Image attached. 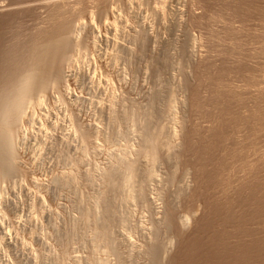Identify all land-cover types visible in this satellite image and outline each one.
<instances>
[{"label": "bare ground", "instance_id": "6f19581e", "mask_svg": "<svg viewBox=\"0 0 264 264\" xmlns=\"http://www.w3.org/2000/svg\"><path fill=\"white\" fill-rule=\"evenodd\" d=\"M196 1H202L203 4L205 3V5H203V9L206 11L205 15L203 13V15L199 14L198 11H194L193 8L195 6L193 8H191L192 6L189 7L191 4L188 5L187 0H55V2H46L49 3L46 5L38 3V5L41 4V6H34L33 4L32 6L28 3L27 5L16 4L15 6L13 4L15 2L13 1L6 2L5 0H0V55L1 52L3 55H10L12 60L11 68H6L0 62V182L2 180H5V182H9L8 180L11 179L17 180L19 188L21 189L19 190L22 191L24 197H26L28 205H31L33 202L32 205L35 204V206L41 209L46 207L45 203H47V201L45 202L43 197L45 191L42 196L41 191L43 190L40 186L43 181L39 183V175L31 170V166H35L34 159H36V156L33 158V156L29 154L31 151L22 152V148V156L27 161L26 165H29L25 168L26 165L24 163L25 166L23 167V162L19 160L21 158L18 159V155L21 153H17L18 149L23 146L17 147V143H19L17 139L19 135H28L30 128L32 129L33 127L37 128L39 132L45 128H53L56 125L54 122H57L58 125H56L57 128L54 127V129H60L58 127L66 128L68 126L72 130L69 133L68 131L70 130L68 127L66 128L68 129V135L60 130V134L63 133L67 135V137L65 136L67 139L64 138V135L63 137L61 136L62 138L59 139L58 142L59 145L56 146L59 147L64 143L67 149H71L70 152H72L74 147H77L78 151L81 150L80 153L78 152L79 156L77 153V157L73 155L76 157L73 158L72 155H68L70 152L64 151L65 148L62 149L63 147H59V149L61 148V152L64 151L69 157L71 156V158H73L72 162L71 160H69V163L66 162L68 164L71 163L70 167L72 166V169L73 166H76L74 168L78 167L76 169L78 170L81 167L80 165L84 163V160H88V158H85L91 155L92 152L94 153V155L92 154L94 157H96L95 154H100L101 158L103 157L105 159V161L101 163L103 167L96 166L99 163H97V161L95 162L97 164L94 166L95 163L93 161L92 163L94 164L90 165V157H92L90 156L88 164L85 161L90 167L85 163L84 165H86V168L83 167L85 169H87V167L91 169L93 166V169L90 170L88 168L90 171H87L88 169L85 170L81 168L78 171L80 175L76 170L74 171L76 175L73 172L71 173V170L65 171L67 170V168L64 169L65 167H63V172H54L55 174L50 172L53 169L49 171L48 169L50 167L46 168L50 175V183H52L54 189L57 188L59 190V193L64 191L63 197L67 196H65L66 190H72L69 193H74L73 204L75 203L74 206L79 210L78 218L76 219L74 216L76 221L73 218L70 219L71 222L74 221L73 224H70V221V223H68V221L64 220L68 223L65 225L70 224L72 227H69L70 225L64 227L62 226L64 224H61L63 228L60 227L62 228L60 232L53 230L58 233L57 238L60 240L59 246L61 247L59 250V246H57V248L55 247L58 251L57 255L51 250L53 253H51L53 255L52 264H68L69 262L66 263L67 259H70L72 264H81L83 263V261H80L82 259L81 257H84L85 264H264V151L262 155H259L260 153L257 154L260 156L258 159L254 160V156L252 158L249 157L250 159L247 158L250 155V151L251 153L256 151H254V134L264 129V85L261 87L259 85L261 83H257L259 80L258 77H256V73L253 75L248 67H245V65H243L244 63H241L242 60L238 62L237 59L242 58L241 56L235 59V62L237 61L239 63H237L236 66L233 64L236 67L235 69L230 68L233 65L230 66L229 69L227 68V64L226 68L224 64V67L218 64L219 67L214 66L213 69H211L213 70L212 73H214L208 75L207 72L209 73V71H211L210 69L208 70L210 64L206 61L208 57L207 59L205 58L208 52L206 51L204 54L203 50L205 49H202L204 47L202 45L205 44L202 42L206 41V38L204 37L205 39L203 40V36H201L203 34H201L198 29H195L202 27V24L204 25L205 21H207L205 19L203 20L205 17L209 19L216 17L218 20H224V17L228 19L226 18L228 15L229 18L234 17V19H241L242 17L239 12L244 6L248 8L249 5H251V8H254L253 10H258L264 15V0H249V2H246L247 0H237L239 1L237 3L231 1L219 8H213L208 4L210 0ZM134 3L140 6L143 5L142 8L144 5L146 6L148 17L150 16L153 18L150 21L146 16L149 24H147L145 17H142V19L138 18L135 24L133 23L134 19H131L133 20V24L130 23V18L133 17H130V14L128 15L126 12H129V9H131L133 11L130 10L131 12L129 13H136V11L132 9L135 7L133 5ZM171 5L175 7H173L174 9L172 10L169 9V7H172ZM167 6L168 9L171 10V16L167 17L169 19L166 18L168 11L166 9ZM38 8L42 9L41 14H39L41 11ZM249 9L250 8H248V10ZM34 10H37V13H35ZM38 10L40 12H38ZM121 12H125V16L123 14L121 15ZM33 13L36 18H34ZM29 14H33L32 16L34 19L31 17L33 22L31 20V23H28L29 26L24 28L21 25V19L20 22H18L20 24L16 25L22 26L20 30L22 33L17 34L16 32L18 36L13 34V36L16 37L13 38L9 45L5 46L6 41L3 43L5 39L1 37L2 29H4L2 27L3 23L8 26L10 23L13 24L12 21L15 20V17L20 18L25 15L29 16ZM139 15L142 16L140 12ZM17 18L16 21H19ZM149 21L154 23V27L156 26L157 28L153 27L155 29V34L150 31L153 28H151ZM226 22L228 21L226 20L225 23ZM206 25L210 24L206 23ZM18 28L17 30L20 29ZM234 28L233 32L229 30L231 28L228 29L229 31H224V36L226 37L227 35L235 39L237 37V29L235 28V31ZM192 29L194 31H192ZM166 31L168 37H163L166 35H161V33L163 34L164 32L166 34ZM232 35H234L235 38ZM100 42L109 46L110 52L105 50L107 47L103 49L106 52H103ZM1 44H3V46H1ZM223 51L225 53L230 50L226 48L225 51L223 48ZM231 51L235 53V49ZM231 51L229 55L232 54ZM237 53L239 55V52ZM238 55L236 56L238 57ZM118 56L123 58V61L124 58L125 61L126 58L127 60L128 58L134 60L135 66L133 65L134 70L131 72L130 78H127L126 75L130 74H127V68L132 67V65L130 66L132 59H130L131 61L129 60V67L126 68L127 70L121 65H117V67L114 68V60H116ZM122 64L124 65L125 63L123 62ZM105 70H108L109 74H107ZM101 72H104V75ZM233 72L240 78L239 81L241 80V83L242 81L243 83L244 81H248L249 84L254 83V86L258 87L256 90L259 92L258 94L257 92L254 94L255 97L252 107H248L244 110L237 109V111L231 106L233 103H231V100L237 104L241 101L243 102L242 95L236 88L238 85H234L236 93H234L235 90L232 91L233 89L231 88L233 87L230 83L229 85L231 87L229 86V88L231 90H229L233 93H231L227 87H225L227 90L224 91L223 89L222 91L221 88L225 86L224 84H226V82L230 81L229 79H231V77L229 78V76ZM131 81L133 84H131ZM112 82L120 89V94L117 93L118 91L116 92L118 94H116L117 96L114 94L115 92H113L115 88L111 90V87H114V85H111ZM209 82L212 83L213 86H206ZM246 82L244 84H246ZM77 88H80L82 92H91L87 95L94 94L93 96L95 98L91 99L92 97L89 96L90 98H87L89 101H87L85 98L86 95L85 97L81 95L82 98L80 99V95L78 96V94H76ZM78 100H81L83 103ZM229 101L231 103V108L229 106ZM77 102L83 104V108H86L84 107L86 102L91 103V109L94 108V111L100 112V115L102 113V117L105 116L107 119V125H104L107 129H104L102 125L101 128H103V130H101L99 127L100 125L97 123H102L101 121L95 122L97 119L93 120L92 118L93 121H88L89 119L83 121L84 119L82 117L79 118L78 114L81 113L77 112L79 110L76 108L75 103ZM213 109L218 112L215 111V113L211 111ZM232 109H234L233 112ZM82 110H84L83 113L85 115L86 109ZM96 112L95 115H98L99 113L96 114ZM196 116L197 118L201 117V119L207 121L209 126H204V130H202L203 126H201L202 128H200V130L198 126L195 127V125L201 121L203 122V120H199V122L196 118L198 123L194 124V122H197L194 121ZM227 117L231 119V123L229 120L227 124L225 121ZM65 120L66 122L68 121L67 125ZM217 121H220V123L224 122L222 123L223 126H229V123L230 125L233 124L236 129L238 128V131L241 129V132L243 130L246 133L244 141L239 143L238 146L231 148V156L239 160L241 170L244 171V169H246L249 171L247 172L249 176L243 181V179H245L243 177L246 175L242 171L244 174L241 176L242 182L240 179L241 177H239L240 174L235 173L236 175L234 177L237 175L239 177H237L238 180L236 181L239 182L240 180L242 183L239 185L237 182L234 195L232 190L233 193L230 195L228 194L231 192L229 188L233 186L231 183L233 181H227L229 182V186L231 183L229 188H227L228 185L221 186V188L223 186L224 189L227 188L226 191H230H227L228 199L225 197L221 199L219 197L220 200L210 189V192H212L210 194L216 196L215 202L213 200L210 202V197L208 198V193L206 192L208 190L207 187L209 185H218L220 187L219 184H222L226 179L224 178V181H222V176L228 179V176H226L227 174L225 173L226 175H224L223 172L228 170L226 168L228 165H225L226 170L223 168L222 171V167L217 164L218 161V163H221L220 161H222V159L218 160L217 156L214 157L213 154H211V151L216 147V142L227 136V134H225L227 131H223L225 128H221L222 130L217 128L219 127L218 125H220ZM209 122L213 123L210 125ZM53 123L55 124L54 126ZM230 127L231 126L228 128ZM51 130L52 129H50V131ZM50 131L48 132L47 130L45 132L49 134ZM54 131L57 132L56 130ZM58 137H60V135ZM23 138L22 142H20L22 145L25 143V140L27 141V136L25 137L24 135ZM122 138H125L123 143ZM62 139H65V141L61 143V141H63ZM20 140L19 138V141ZM223 141L224 140L221 142ZM48 142H53V140L51 141L49 138ZM54 142H57V138L54 139ZM219 142L216 144L217 147ZM44 143L47 144L46 142ZM53 146L50 147L52 148ZM263 146L264 145H260L259 148ZM46 147H48V145ZM57 147H53L52 149ZM45 148L41 149L42 152L47 151ZM85 148L91 149L90 151L92 152L89 151L90 154L88 153L87 155L85 152H88V150L86 151ZM104 148H107V152H104ZM259 148L257 150H259ZM248 150L249 152L247 153H249V155L246 153ZM55 152H59L58 149L53 153ZM74 152L72 154H75ZM103 152L106 153V156ZM218 152L219 150L216 153ZM45 153L44 155H46L47 158L48 154ZM47 153H51L50 156L54 155L52 157L55 159L50 158L51 161L56 160L57 157H55V154L50 150L47 151ZM63 153L60 154L59 152L61 156ZM102 154H104L105 157L102 156ZM56 155L58 156V153H56ZM227 155L230 159L229 154ZM97 157L100 159V156ZM97 157L94 158V161ZM43 158L46 159L45 157ZM223 158L226 159L225 156ZM65 159H67V156ZM235 159L228 162L229 165L235 161ZM48 161L51 162L49 159ZM58 161L57 159V162ZM99 161L102 162V160ZM239 162H237L238 165ZM54 163H56V161ZM63 164L66 165L65 162H63ZM53 165L56 168L57 164L56 166L55 164ZM59 166L60 163L58 167ZM60 167L59 168L62 170V164ZM66 167L68 166L66 165ZM59 168L58 170L60 171ZM230 168L233 167L230 166ZM46 174L48 175V173ZM77 174L80 176L79 178H81V184H83L84 187H82L83 190L91 188V191H87L86 194L85 191L83 193L82 188H80L82 185H80V187L77 185ZM230 174L232 173L230 172ZM94 179L96 181L95 183ZM231 179H233V176ZM15 180L13 181L15 182ZM5 182H1V185ZM234 185L236 186V183H234ZM77 186L81 191L77 189ZM39 188H41L40 193ZM213 189L215 190V188H212V190ZM31 190L35 191L32 197L30 195V193L32 194V192H30ZM219 191H217V193L219 194L221 192L222 194V191ZM56 192L58 191L56 190ZM224 192L225 191H223V193ZM51 193L49 195H51ZM225 194L224 196H226ZM52 196L51 198H54ZM60 196H62V193ZM221 196H223V194ZM230 196L232 198H229ZM47 199H49V197L46 198V200ZM57 200L58 199H56V201ZM157 200H159L158 203ZM60 202H62V200ZM68 202L70 201L68 200ZM55 204H53V206H56ZM11 206L16 207L15 205ZM49 207L51 208L52 206ZM75 207L73 210H75ZM71 208L69 207V209ZM40 210L36 211H39L40 214ZM51 210H53V208L49 209V213ZM8 211L11 210L8 209ZM13 211L15 210H12V212ZM42 211L44 212L46 210ZM57 213H59V210ZM143 214H145L144 216L146 217L142 219L143 223L141 222V224H138L142 221L140 219L143 217ZM49 217L52 219L54 216L51 217L49 214ZM135 218L136 220L134 221ZM47 219L45 218V220ZM49 219V222L54 220L50 221ZM137 220H139V222L136 223ZM11 221H9V224L15 225V222L12 223ZM64 221L61 222L65 223ZM133 221L137 224L135 225L133 223L135 226H132V228L134 227L132 230L135 229V233L137 232V235L135 234L136 238L133 237V231L131 230L132 233L130 232L131 235L133 234V236L130 237L135 238L134 240L128 236L130 234L128 232V225ZM246 222L248 224L249 222L254 223L251 229L248 228L249 231L254 229V231H251L254 232V235L251 233L252 235L248 240L237 241L228 246L225 241L228 234L225 232L228 231V229H225L226 226L228 225L231 231H233V228L235 234H237V231L241 234ZM74 223L78 226H73ZM252 223L251 225H253ZM51 224H53V222L50 223L49 226H51ZM4 226L3 223V227L1 226L0 228V237L3 241L1 242L3 244L5 243V245L10 248H7L9 253L13 247L16 248V246H19L20 249H24L23 251H26V254H28V261L32 262V257L37 256L38 252L35 253L37 254L35 255L33 253L35 250L34 246L31 245L33 242L41 243L40 241L42 239H39L38 235L36 236L35 232L37 230L33 232V228L29 227V231L26 235H22V237L20 236V231H17V235L19 233L20 236L17 238L16 235L14 236L16 231L15 233L12 232L9 225L6 227ZM54 226L56 228L57 225ZM16 227L19 230V226L17 225ZM46 227H48V225H46ZM246 227H249V225ZM55 228L53 227V229ZM49 229L50 227L47 230ZM123 230L127 231L129 234L123 233ZM10 231L13 233L14 238L16 237L14 241L13 239H11L12 241L10 240V235L12 234ZM38 231L41 234L43 233L40 230ZM243 232L248 231L245 230ZM46 233V241L48 242L52 239V236L48 239L49 231ZM52 233L49 235H54V240H56V234ZM229 234L228 236H230ZM246 234L248 233L244 235ZM242 235L243 234L239 236ZM73 237H75V239L79 237L85 241H83L85 244L83 243L81 245L82 241L78 240L80 243H76V239L74 242V244L76 243L75 245L80 244L82 247L87 246L84 254L82 253L83 251L79 252L78 249L81 250V248L76 249L80 254L82 253V256L78 253L80 255V260L78 259L80 261L79 263L77 262L78 257L76 258L74 255L77 254V251L74 249L76 253H72L73 255L70 254L72 251L71 245H73L70 240L72 241ZM231 237L234 238V235H231ZM235 238L232 241L230 239L228 243H230V241H236ZM58 240H56L57 243ZM43 241H45L44 237ZM210 241H215L217 244L219 243L222 249L227 244L226 248L230 247L235 254L228 253V251L224 253L234 254L236 256L234 257L235 260L228 261V259L224 260V257L220 258L222 257L220 255L225 256L222 254L224 250H222V253L218 251L221 253L218 254L220 257L214 255L216 253L212 251L210 247H212L215 242L212 244V242L209 243ZM49 243L51 242L49 241ZM49 243L47 244L48 247L52 244L49 245ZM41 244L45 245L43 243ZM210 244L212 246H209ZM40 246L41 245H39V247ZM50 247L49 249L52 248ZM15 248L14 250H16ZM32 248L34 250L31 252ZM217 248L219 249V247ZM230 248L228 249L229 251ZM42 250L40 254L43 255L46 250L45 252ZM98 250L104 256L101 257V255L98 254L99 252L97 253ZM213 252L214 254H212ZM13 254H11L12 257ZM38 256L37 259H39ZM50 258L51 257H49V259ZM21 259L19 258L16 260L19 261ZM45 259L47 258L45 257L44 260ZM49 259L48 263L51 264ZM25 261H27V258ZM28 261L24 263H29ZM38 261L39 260H37V263ZM6 262L4 264H7Z\"/></svg>", "mask_w": 264, "mask_h": 264}, {"label": "rangeland", "instance_id": "374dc122", "mask_svg": "<svg viewBox=\"0 0 264 264\" xmlns=\"http://www.w3.org/2000/svg\"><path fill=\"white\" fill-rule=\"evenodd\" d=\"M6 2L7 1H13V2H15V3H13L15 6H16V4L18 5H27V3L28 4H33L34 6L35 5H37V6H41V4L43 3L44 5H46V4H49V3H46V2H55V0H49V1H45V0H5ZM33 1V2H32ZM40 1V2H39ZM193 1V2H192ZM227 1V2H226ZM231 1H234L235 3H237V2H239V1H237V0H210L209 1V3L208 4H210L213 8L215 7H220V6H224V5H226L228 2H231ZM241 1V0H240ZM251 1V0H250ZM192 2V3H191ZM191 2H190V0H187V4L189 5V4H191V5H189V7H191V8H193L194 6V11H198V13L199 14H204L205 15V13H206V11H205V9H203L204 8V6L203 5H205V3L203 4L202 3V1H200V2H197L196 0L194 1V0H191ZM246 2H249V0H247ZM11 3V4H12ZM34 3H36V4H34ZM38 3H41V4H39L38 5ZM193 4V5H192ZM251 4H252V2H251ZM32 5V6H33ZM43 5V6H44ZM135 7L134 8H132V9H134V11H136V13L135 12H133V14L132 13H129V12H131V11H133V10H131V9H129V12H126L128 15L130 14V17L132 16L133 18H130V20L131 19H134V24H135V22H136V20H138V18L139 19H142V17L144 18L145 17V19H146V16H147V18L151 21V19H153V18H151L150 16V18L148 17V13H146L147 11H146V6L144 5V10H143V8H142V6L143 5H136L135 3L133 4ZM139 6V7H138ZM170 6V5H169ZM172 7H169V9H174L175 7L173 6V5H171ZM136 7H137V9H136ZM174 7V8H173ZM37 8V7H36ZM141 9V10H139V9ZM248 8H250L251 10H252V12H251V10L249 9L248 10ZM248 8H246L245 6L244 7H242V9H240V12H239V14L241 15V19H239V18H235L234 19V17H232V18H229L228 17V15L226 16V18H228V19H225V17L223 18L224 20H218V18H216V17H212L211 19H209V18H203V20L205 19V20H207V21H205V23H204V25L202 24L201 26L202 27H200V28H195V29H198V31H200V33L201 34H203V35H201V36H203L202 38H203V40L206 38V41H204V42H202L204 45H202V46H206L205 48L203 47L202 48V46H201V48L202 49H205V50H203V52H204V54L206 53V51L208 52V53H206V54H208V55H205L206 57V59H207V57H208V60H206L207 62H209L208 64H210V68H208V70L210 69H213V67L214 66H218L219 67V65L220 66H223V64L225 65V68L227 67L226 66V64L228 65V67L227 68H229L230 66H232L233 64L236 66L237 65V63L238 62H240V60H242L241 61V63L243 64V65H245V67H248V69L253 73V75H254V73H256V77H258V84H259V82L261 83V84H259L261 87H263V85H264V15L263 14H261L258 10L257 11H255V10H253L254 8H251V5H249V7ZM39 10H38V12H40L39 14H41L42 13V9H40V8H38ZM136 9V10H135ZM166 9L169 11H167V14H166V18L167 17H170L171 16V10H169L168 9V6L166 7ZM131 10V11H130ZM242 10H244V11H242ZM140 12V14H142V16L141 15H139V12ZM142 11V12H141ZM245 11H247V12H245ZM34 12L35 13H37V10L35 11L34 10ZM250 12V13H249ZM32 13V12H31ZM125 12H121V15L123 14L124 16H125V14H124ZM135 13V14H134ZM197 13V14H198ZM34 14V13H33ZM33 14H29V16H21L20 18H17V17H15V20L14 21H12L13 22V24L12 23H10L8 26H7V24L6 25H4V23H3V25H2V27L4 28V29H2V33H1V37L3 38L4 37V41H3V43L6 41V44H5V46H7V45H9V43L10 42H12V40H13V38H15L16 36H18L17 34H19V33H22V32H20V30L22 29V26L24 27V28H27V26H29V24L31 23L30 21L32 20V19H34V18H36V16H35V14H34V18H33ZM126 14V15H127ZM132 14V15H131ZM145 14H147V15H145ZM202 14V15H203ZM31 15V16H30ZM135 16V18H134V16ZM139 17H138V16ZM246 15V16H245ZM29 17V18H28ZM31 17H32V19H31ZM137 17V18H136ZM141 17V18H140ZM244 17V18H243ZM16 18L17 19H19V21L17 20L16 21ZM128 18H129V16H128ZM22 19V20H21ZM144 19V20H145ZM148 19H146V22L148 21ZM167 19H169V18H167ZM220 19V18H219ZM222 19V18H221ZM234 19V20H233ZM20 20L22 21V26L21 25H19V26H17L18 24H20V23H18V22H20ZM25 20V21H24ZM26 20H27V22H26ZM29 20V21H28ZM228 21V22H226L225 23V21ZM17 23H16V22ZM132 21L133 20H131L130 21V23H132ZM149 21V22H150ZM153 21V20H152ZM230 21H232V22H230ZM32 22H33V20H32ZM154 22V21H153ZM29 23V24H28ZM132 23V24H133ZM152 22H150V26H151V28H153L154 27V23H152ZM206 23L207 24H210V25H206ZM17 24V25H16ZM24 24H26V25H24ZM147 24H149L148 22H147ZM12 26V27H11ZM21 26V27H20ZM26 26V27H25ZM231 26V27H230ZM7 27V28H6ZM14 27V28H13ZM16 27V28H15ZM20 29H19V28ZM236 28L237 29V37L235 38L234 37V35H232L235 39H233L232 37H228L227 35H226V37L224 36V31H232L233 32V28ZM17 28L19 29V30H17ZM154 28H156V26L154 27ZM152 29V30H150V31H152L153 32V34H155V29ZM193 28V29H194ZM229 28H231V29H229ZM234 28V30L236 31V29ZM13 29V30H12ZM157 29V28H156ZM192 29V31H194ZM229 29V30H228ZM15 30H17V31H15ZM19 31V32H18ZM165 31V30H164ZM198 31H196L197 33H199ZM15 32V33H14ZM16 32H17V34H16ZM151 32V33H152ZM203 32V33H202ZM13 34H16V36L14 37L13 36ZM232 34V33H231ZM161 35H166V36H163V37H168V34H167V31H166V34L163 32V34L161 33ZM205 37V38H204ZM229 39H228V38ZM120 39V38H119ZM100 45H102L101 47H102V51L103 52H110V48H109V46H106L103 42H100ZM1 46H3V44H1ZM104 47V48H103ZM105 47H107L106 49H105ZM230 47H231V49H230ZM223 48L225 49V51H226V48L227 49H229L230 51L231 50H233L234 51V49H235V53H236V55H238V53L237 52H239V55H238V57L235 55V53L234 52H232V54L234 53V55L232 56V54H230L229 55V53H230V51H226L225 53L227 54H225L224 53V51H223ZM103 49H105V50H103ZM207 49V50H206ZM240 56L242 57V58H240ZM121 60H119V59ZM237 58H240V59H237ZM118 59V60H117ZM123 58H120V56H118L117 58H116V60H114L115 62H114V68L115 67H117V65H121V66H124L125 67V70H127L128 69V72H127V74L128 73H130L129 75H126L127 76V78H130V75H131V72L134 70V60L132 59V58H130V59H132V61L128 58V60H127V58H126V61H125V58H124V61L122 60ZM235 59H237L238 60V62L236 61L235 62ZM131 62H130V61ZM120 62V64H119V62ZM125 63L124 65L122 64L123 62ZM0 62H1V64L3 65V66H5L6 68H11V66H12V60H11V58H10V55H3V53L1 52V55H0ZM129 62H130V66L132 65V67H129ZM225 62V63H224ZM236 64H235V63ZM116 63V64H115ZM128 63V64H127ZM132 63V64H131ZM127 64V65H126ZM219 64V65H218ZM222 64V65H221ZM239 64V63H238ZM134 65V66H133ZM232 66V67H230L231 69L232 68H236L235 66ZM127 67H129V68H127ZM224 67V66H223ZM127 68V69H126ZM131 68V69H130ZM229 68V69H230ZM130 69V70H129ZM212 71L213 70H211V71H209V73L207 72V74L208 75H212L213 73H212ZM98 72H99V74H100V71L98 70ZM105 72L107 73V74H109V72H108V70H105ZM112 72V71H111ZM103 75H104V72H101ZM211 73V74H210ZM231 77V79H229L230 81H228V82H226V84H222L224 87H222L221 89H222V91H223V89H224V91L225 90H227V88H228V90L230 89L229 88V86L230 85H232V87L233 88H231V89H233L232 91H234L236 88L238 89L237 91H239V93L242 95V100H243V102L241 101L240 103H236V102H234L233 100H231V103H230V101H229V106H230V104H231V106L235 109V110H244V109H246V108H248V107H252V105H253V102H254V97H255V93L257 92V94H258V92L259 91H257L256 89H258V87L257 86H254V83H252V84H249L248 83V81L246 82V81H244V83L246 82V84H244L243 83V81H242V83H241V80L239 81V77L238 76H236V73L235 72H233V73H231V75L229 76V78ZM133 80V79H132ZM227 81V80H226ZM239 82V83H238ZM113 83V84H112ZM111 83V85H114V82H112ZM146 83H147V81H146ZM229 83H230V85H229ZM131 84H133V82L131 81ZM209 84V85H208ZM206 86H208V87H211V86H213V84L212 83H208ZM212 84V85H211ZM244 84V85H243ZM237 86L236 88H234L235 86ZM117 87V85L115 84L114 85V87H111V90H113L112 88H115L114 90H113V92H115L114 94L116 95L117 93L118 94H120V89H118V87ZM135 86V85H134ZM225 87H227V88H225ZM231 87V86H230ZM255 87V88H254ZM264 88V87H263ZM117 89V90H116ZM230 89V90H231ZM79 90V91H78ZM81 89L80 88H77V91H76V94H78V96H79V98L81 99L82 97H81V95H83L84 97H85V95H86V100L87 101H89V99H87V98H90V97H92L91 99H94L95 97L93 96L94 94H91V95H87V94H89V93H91V92H89V93H86L85 91H80ZM229 90V91H230ZM118 91V92H117ZM232 91H230L231 93H233ZM80 92V93H79ZM117 92V93H116ZM82 93H86V94H82ZM93 93H95V92H93ZM234 93H236V90H235V92ZM117 94V95H118ZM230 94V93H229ZM114 95V96H115ZM116 95V96H117ZM231 95V94H230ZM90 96V97H89ZM78 101H80L81 102V100H78ZM80 102L78 103H75L76 104V108H77V112L78 113H81V114H78L79 115V118L80 117H82L83 119V121H85V120H88V121H93V120H95V119H97L95 122H100L101 121V123L102 124H100V123H97L98 125H100L99 127L101 128V126L102 127H104V129H107L106 128V126H104V125H107V119L105 118V116L104 117H102L103 115H102V113H101V115H100V112H96V111H94V108L93 109H91L92 107V104L91 103H89V102H86L87 103V106H86V103L84 104L85 106L84 107H86V108H83V104H80ZM81 103H83V102H81ZM90 105V106H89ZM231 106H230V108H231ZM80 107V108H79ZM90 107V108H89ZM82 109H86V111H85V115H84V110H82ZM90 109H91V113H90ZM234 109H232V112H233V110ZM92 110H93V114H92ZM237 110V111H238ZM209 111V110H208ZM211 111H213V112H218L217 110H211ZM95 112H96V114H98V115H95ZM215 112V113H216ZM235 112V111H234ZM82 113H83V115H82ZM110 114H111V112H110ZM80 115H82V116H80ZM91 115V116H90ZM94 115V116H93ZM216 116H218L217 114H215ZM214 115V116H215ZM90 116V117H89ZM66 117H67V115H66ZM89 117V118H88ZM98 117V118H97ZM91 118V119H90ZM92 118H93V120H92ZM197 116L194 118V121H197V119H198V121L200 120H203V119H201V117H198L197 119ZM229 117H227L226 119H225V121L227 122V124H228V121L230 120V123H231V119H228ZM66 119V118H65ZM101 119H103V120H105V121H103V120H101ZM228 119V120H227ZM52 120V119H51ZM67 120V119H66ZM66 120H65V122H66ZM53 121V120H52ZM198 121L197 122H194V124L196 123H198ZM199 121V122H200ZM68 122V121H67ZM67 122H66V125H67ZM87 122V121H86ZM104 122V123H103ZM202 122V121H201ZM198 123V124H200V125H195V127L196 126H198V128H199V130H200V128H202L201 126H203V128H202V130H204L205 128H204V126H206V125H208V122L207 121H205V120H203V122L202 123H204V124H202V123ZM215 122V121H214ZM218 122V124L220 123V121H217ZM54 123H56V125H57V122H54ZM53 123V126L55 125ZM207 123V124H206ZM210 123V122H209ZM213 123V122H212ZM212 123H210V125L212 124ZM222 123H224V122H221L220 123V125H221V127H220V125H218L219 127H217V128H225V129H223V131H227V132H229V133H225V134H227V138L226 137H224V138H222V140H224L223 142H221L222 140L220 139L219 141H217L216 142V144L219 142V144H220V146H219V144H218V147H222L221 149L220 148H218L217 147V145L215 144V146L216 147H214V151H218L219 150V152L218 153H216V152H214L213 150V152L211 151V154H213V156L214 157H216L217 156V159L218 160H221L222 159V161H220L221 163H218L217 162V164L219 165V166H221L222 167V171H223V168H224V170H226V168L228 169V170H226V171H223L224 172V175H226V176H228V179H230V180H228L227 179V177H223L222 175V177H221V179H222V181H224L223 179L224 178H226L225 179V181H226V183H225V181L224 182H222V184L220 183L219 185H220V187L218 186H212V185H209L208 187H207V189L209 190H207L206 192L208 193L207 194V196H208V198H209V200H210V202H212V200L215 202V197L217 196L218 198L220 197L221 199H222V197L224 198H226V199H228V194L230 195V194H232L234 191H236V187H237V182L238 181H236V180H238V178L239 177H241V176H243L244 174H243V172L245 173V175L246 176H244L243 178H245V179H243V181H245L248 177L247 176H249L248 174L249 173H247V172H249L248 170H246V169H244V171L243 170H241V167H240V162H239V160H236L235 158H234V156H231L232 154V151H231V148H233V147H236V146H238V144L239 143H242L243 141H244V139H245V135H246V133L242 130V132H241V129H240V131H238V128L236 129V127L232 124V125H230V123H229V126H231L230 128H228L229 126H227L226 125V123H225V125L226 126H223L222 125ZM215 124H217V123H215ZM56 125L54 126V127H56ZM52 126V127H53ZM58 126V125H57ZM209 126V125H208ZM215 126H217V125H215ZM234 126V127H233ZM54 127L53 128H50V129H52L51 131H50V129L48 128H45V129H47L48 130V132L50 131V133L48 134V132L46 133L45 131H47V130H45V129H42V130H40V132H39V130L37 129V128H35V127H33L32 129L30 128V130H29V134H28V132H27V134L28 135H26V134H23L22 136H20L19 135V137H18V142L19 143H17V147L19 146H23V147H18L19 149H18V154H19V152L21 153L20 155H18L19 157H18V159L19 158H21V159H19V160H21L22 162H23V167L26 165V163H27V161L25 160V158L22 156V152L23 151H25V152H29V151H31L29 154H31L32 156H33V158H34V156H36L35 158L36 159H34V163H35V166L34 165H32L33 166V169H32V166H31V170H33V172L35 173L36 172V174L37 175H39V183H41L42 181V183H41V188H42V190L43 191H41V194H42V196H43V194H44V191H45V195L43 196L44 197V199H45V202L47 201V203H45V206L46 207H44V209H41L40 207H38V206H35V204L34 205H32L33 204V202H32V204L31 205H28V201H26L27 199H26V197H24V195H23V193H22V191H20L21 189L19 188V184H18V182H17V180H15V179H13V180H15V182L11 179V180H8L9 182H5V180H2L1 182H5L3 185H1V182H0V186L2 187H0V228H1V226L3 227V223H4V227H6V226H8L9 225V227L11 228V231L12 232H14L15 233V231H16V234H14V236L16 235L17 236V238H19L20 236L22 237V235L24 236V235H26V233L29 231V227L30 228H33L32 230H33V232L34 231H36L35 232V234H36V236L38 235V237H39V239H41V243H43V244H45V245H42L41 243H39V242H33V244L31 245V246H34V249L32 248V250H31V252L34 250V251H36V252H34L33 251V253L35 254V253H37L38 252V255L40 254V251L43 249L44 250V252H45V250H46V254L44 253V252H41V253H44L43 255L42 254H40L39 256L37 255V254H35V255H37L38 256V258L39 259H37V256H34V257H32V262L31 261H28V254H26V251H23L22 250V248L20 249L19 248V246H16V248L15 247H13L11 250H10V253H9V251H8V249H10V248H8L6 245H5V243L3 244L2 242V238L0 237V264H4L6 261V263L7 264H29V263H33V264H50V263H48V259H49V257H51L49 260V262H51V264H52V261H53V259H52V251L54 252V254L55 255H57L58 254V251H57V246H59L60 245V240H58V233H56L55 231H53V230H57V232L59 231H61L60 229H62L63 227L62 226H69L70 224H73V219L76 221V219L78 218V216H79V210L74 206L75 205V203L73 204V202H74V193H69L70 191H72L71 189H70V191L69 190H66L65 192L67 193H65V196L67 197H63V195H64V191L63 192H60L59 193V190L57 189V188H55L58 192H56V190L54 189V187H53V185H52V183H50L51 182V180H50V175H49V172H48V170L50 171V170H52V171H50L52 174H55L54 172H56V173H60V172H63V170L64 169H66L67 168V170H65V171H70L71 170V173L73 172V173H75V175H76V172L78 173V171H79V169H85L86 167V165L88 164V160H89V157L90 156H92L93 157V159H92V157H90L91 159V164L90 165H92V164H94L96 161H97V163L99 164H97V163H95L94 164V166L96 165V166H101V167H103V164H101V163H103L104 161H105V159L102 157L101 158V155L100 154H95L96 155V157L97 156H100V159H99V157H97V159L94 161V158H96V157H94L93 155H94V153L92 152V151H90L88 148L86 149V151L88 150V152H85V153H87V155H88V153L90 154V152H92V154L91 155H89L88 157H84V156H82V157H84L85 159H87L88 158V160L86 161V160H84V163H85V161L87 162V164L86 165H84V163L82 164V165H80L81 167L78 169V170H76L77 168H74V167H76V166H73V169L70 167V164H68L69 163V160H71V162L73 161V158H76L77 156V153L79 152H81V150H79L78 151V148H77V150H76V148L74 147L73 149H72V152H70L71 151V149H67L66 147H65V145H64V143L63 144H61L62 142H64L65 141V139H67L66 137H67V135H68V132L70 133L72 130H71V128H69L68 126V129L70 130V131H68L67 132V130L68 129H66L65 127H58V128H60V129H54ZM207 127V126H206ZM227 127V128H226ZM197 128V129H198ZM232 128V129H231ZM64 129H65V131H64ZM221 129V130H222ZM227 129V130H226ZM32 130V131H31ZM45 130V131H44ZM54 130H56L57 132H55ZM59 130V131H58ZM60 130H61V132H65V134H67V135H65V134H60ZM63 130V131H62ZM101 130H103V128H101ZM201 130V131H202ZM235 130H237V131H235ZM262 130V131H261ZM261 130H259V131H257V135L259 134V132H260V134L257 136L256 134H254V138H255V141H254V153H251V151H250V155H249V153H247V152H249V150L248 151H246V153L249 155H247L248 157V159H250V158H252L253 156H254V160L255 159H258L260 156L259 155H262V153H263V151H264V146L263 147H261V148H259V146L260 145H264V141H263V135H264V129H261ZM36 132V133H35ZM45 132V133H44ZM55 132V133H54ZM67 132V133H66ZM51 133H53V134H51ZM33 134V135H32ZM35 134V135H34ZM46 134V135H45ZM59 134L60 135V137H58L57 135ZM25 135V137L27 136V141L25 140V143L22 145V143H20V142H22V140L24 139L23 138V136ZM30 135V136H29ZM48 135V136H47ZM52 137H51V136ZM54 135H56V136H54ZM63 135H64V138L65 139H62L63 141H61V145L59 146V147H63L62 149H64L65 148V152H70V154L68 153V155H72V157L73 158H71V156L69 157L68 155H67V153H65L64 151H60V149H59V147H57L58 145H59V139H61L62 137H63ZM255 135H256V137H255ZM28 136H29V138H28ZM50 136V137H49ZM62 136V137H61ZM66 136V137H65ZM22 137V138H21ZM47 137H49L50 138V140L52 141L53 140V142H54V139H56L57 138V142H54V146L52 145V143L53 142H48L49 141V138H47ZM53 137H54V139H53ZM19 138L21 139L20 141H19ZM226 138V139H225ZM34 139V140H33ZM123 139V140H122ZM122 139H120V140H122V143L125 141V138H122ZM29 142H30V144H29ZM44 142H46L47 144H45ZM119 143H121V142H119ZM222 143V144H221ZM19 144V145H18ZM33 144V145H32ZM237 144V145H236ZM48 145V147H46ZM57 145V146H56ZM256 145V146H255ZM29 146V147H28ZM42 146V147H41ZM50 146H53V147H57V148H55V149H52ZM25 147V148H24ZM41 147V148H40ZM46 147V148H45ZM49 147H50V149H49ZM230 147V148H229ZM258 147L259 148V150H257L256 148ZM23 148V149H22ZM26 148H29V149H26ZM42 148H45L47 151H51L52 153L54 152V151H57V149H58V151L60 152V154L61 153H63L62 154V156L59 154V152H55V153H53V154H55V157H57L56 158V163H54L55 161L54 160H52L51 161V159L53 158V159H55L54 157H52V156H54V155H51L50 156V154L51 153H47V151H43L45 154H48L47 155V158H46V155H44V153L42 152ZM21 149H22V152H21ZM44 149V150H45ZM105 150H104V152H107V148H104ZM260 149H262V150H260ZM34 152H33V151ZM53 150V151H52ZM36 151V152H35ZM75 151V152H74ZM77 151V152H76ZM90 151V152H89ZM228 151V152H227ZM75 153V154H72V153ZM83 152V151H82ZM103 152V153H104ZM230 152V153H229ZM43 153V154H42ZM56 153H58V156L56 155ZM79 153H78V156H79ZM84 153V152H83ZM82 153V154H83ZM217 155H216V154ZM220 153V154H219ZM225 153V154H224ZM256 153V154H255ZM260 153V154H259ZM34 154V155H33ZM105 154V156H106V153H104ZM104 154H102V156H104ZM227 154H229V156H230V159H229V157H228V155ZM253 154V155H252ZM257 154H259V155H257ZM38 155V156H37ZM44 155V156H43ZM59 155H60V157H59ZM64 155V156H63ZM67 156V159H65L66 158V156ZM73 155H75V156H73ZM86 155V156H87ZM222 157H221V156ZM225 156V158L226 159H224L223 157ZM226 155H227V157H226ZM257 155V156H256ZM20 156H22V157H20ZM104 156V157H105ZM221 158H220V157ZM43 157H45L46 159H44ZM59 157V158H58ZM62 157V158H61ZM64 157V158H63ZM250 157V158H249ZM40 158V159H39ZM51 158V159H50ZM69 158V159H68ZM83 158V159H84ZM220 158V159H219ZM227 158H228V160H227ZM232 158H234L235 159V161H233V162H235L236 164H237V162H239V165L237 164H235V163H230V165H229V163L228 162H230V161H232V160H234V159H232ZM48 159L52 162H49L48 161ZM57 159L59 160L58 162L60 163V166H61V164H62V170L58 167V165H59V163L57 162ZM64 161H63V160ZM102 160V162H100L99 160ZM25 160V161H24ZM227 160V161H226ZM39 161V162H38ZM61 161V162H60ZM65 162V164L68 166V167H66V165H64L63 164V162ZM92 161L94 162V163H92ZM66 162H68V163H66ZM227 162V163H226ZM24 163H25V165H24ZM33 163V164H34ZM38 163V164H37ZM224 163H226V164H224ZM48 164H50V165H48ZM53 164H55V166H56V164H57V166H56V168L54 167V165ZM232 164H233V166H232ZM53 165V166H52ZM64 165V166H63ZM90 165H87V166H89L90 167ZM224 165V166H223ZM225 165L227 166L226 168H225ZM29 165L27 164L26 166H25V168L26 167H28ZM52 166V167H51ZM85 168H84V167ZM230 166L231 167H233V168H230ZM235 166V167H234ZM236 166H237V169H236ZM50 167V168H49ZM60 169V171L58 170V168ZM63 167H65L64 169H63ZM70 167V168H69ZM89 167H87V169L89 168ZM101 167H99V168H101ZM46 168H49L48 170H46ZM239 168V169H238ZM56 169H57V171H56ZM69 169V170H68ZM87 169H85V170H87ZM90 169V168H89ZM87 170V171H90V170H92L93 169V166H92V168L90 169V170ZM231 169V170H230ZM76 170V172H74ZM233 170V171H232ZM239 170H241V171H239ZM59 171V172H58ZM233 174H230V172ZM243 171V172H242ZM48 173V175L46 174V173ZM229 172V173H228ZM240 172V173H239ZM226 173V174H225ZM235 173H238V174H240V176L238 177V175L236 176V177H234L236 174ZM79 174V173H78ZM78 174H77V176H78ZM223 174V173H222ZM230 174V175H229ZM242 174V175H241ZM80 175V174H79ZM233 176V179H231L232 178V176ZM76 176V177H77ZM230 176H231V178H230ZM42 177V178H41ZM45 177V178H44ZM80 176H78L77 177V179H78V183H77V185L80 187V185H82L80 188H82L83 187V184H81V178H79ZM238 177V178H237ZM80 179V180H79ZM241 179V181H242V177L240 178ZM46 180V181H45ZM14 182V184H13V182ZM48 181V182H47ZM227 181H233V182H231L232 183V185L233 186H231V183H230V186L228 185L229 184V182H227ZM240 180H239V182H238V184L240 185L242 182H241ZM96 181H95V179H94V183H95ZM11 183H12V185H11ZM17 183V184H16ZM46 183V184H45ZM80 183V184H79ZM225 183V184H224ZM234 183H236V186L234 185ZM15 185V186H14ZM17 185V186H16ZM222 185H228L227 186V188H229V190L231 191H229V190H227L228 192H230V193H228L227 191H226V189H224V186L221 188V186ZM238 185V186H239ZM8 186V187H7ZM77 186V189H79V187ZM15 187V188H14ZM44 187H47V188H44ZM89 187V186H88ZM8 188H10V189H8ZM41 188H39V193H40V190H41ZM84 188V187H83ZM83 188H82V191H83V193H84V191H85V194L87 193V191H91V188H87V187H85V188H87V190H83ZM212 188H215V190L213 189L212 190ZM15 189H17V190H14ZM20 189V190H19ZM45 189V190H44ZM90 189V190H89ZM210 189H211V191H213V194H215L216 196H214V195H212V194H210V193H212V192H210ZM218 189V190H217ZM224 189V190H223ZM5 190H7V191H5ZM50 190V191H49ZM222 191V194H223V196H221L222 194H221V192L220 191ZM79 191H81V189H79ZM216 191V192H215ZM217 191H219L220 193L218 194L217 193ZM223 191H225L224 193H223ZM7 192H9V193H7ZM13 192V193H12ZM30 192H32V194L30 193V195H31V197H32V195L35 193V191L34 190H31ZM51 193V195H49L50 193ZM49 193V194H48ZM62 193V196H60V194ZM69 193V194H68ZM226 193V194H225ZM228 193V194H227ZM8 194V195H7ZM40 194V195H41ZM46 194H47V196H46ZM52 194H53V196H52ZM59 194V195H58ZM70 194H73V195H70ZM210 194V195H209ZM221 194V195H220ZM224 194L226 195V196H224ZM235 194V192L233 193V195ZM49 195V196H48ZM51 196L52 197H54V198H51ZM70 196H72V197H70ZM212 196V197H211ZM232 196V195H231ZM229 197V198H232V197H234V196H232V197ZM6 197H7V199H6ZM49 197V199H47L46 200V198H48ZM57 197V198H56ZM61 197V198H60ZM64 199H63V198ZM11 198V199H10ZM13 198V199H12ZM59 198H60V200H59ZM214 198V199H213ZM217 198V199H218ZM219 198V199H220ZM25 199V200H24ZM51 199V200H50ZM54 199V200H53ZM56 199H58L57 201H56ZM218 199V200H219ZM220 199V200H221ZM17 200V201H16ZM48 200H50V201H48ZM62 200V202H60ZM68 200L70 201V202H68ZM217 200V201H218ZM63 201H65V202H63ZM158 201L159 200H157V203H158ZM55 202H56V204H55ZM219 202V201H218ZM217 202V203H218ZM7 203V204H6ZM49 203V204H48ZM52 205H51V204ZM65 203V204H64ZM68 203H70V204H68ZM10 204V205H9ZM17 204V205H16ZM27 204V205H26ZM53 204H55L56 206H53ZM11 205H15L16 207H13V206H11ZM23 205H25V206H23ZM69 205V206H68ZM11 206V207H10ZM21 206V207H20ZM31 206H33V207H31ZM49 206H52L51 208L49 207ZM60 206V207H59ZM64 206V207H63ZM65 206H66V208H65ZM5 207V208H4ZM9 207V208H8ZM14 209H13V208ZM17 207H18V209H17ZM24 207V208H23ZM34 207H36V208H34ZM38 207V208H37ZM49 207V208H48ZM62 207H63V209H62ZM68 207V208H67ZM69 207L71 208V209H69ZM74 207H75V210H73L74 209ZM41 210H40V209ZM46 208V209H45ZM53 208V210H51L50 211V213H49V209H52ZM56 208V209H55ZM59 208V209H58ZM60 208H61V210H60ZM8 209L9 210H11V211H8ZM35 209V210H34ZM48 209V210H47ZM59 210V213H57L58 212V210ZM12 210H15V211H13L12 212ZM36 210H40V214H39V211H36ZM42 210H46V211H44V212H46V213H44ZM63 210V211H62ZM6 211H8V212H5ZM17 211V212H16ZM30 211V212H29ZM35 211V212H34ZM41 211H42V213H41ZM48 211V212H47ZM56 212V214H55V212ZM22 212V213H21ZM14 213V214H13ZM44 213V214H43ZM54 213V214H53ZM41 214H43V215H41ZM49 214H50V216L51 217H53L52 219L49 217ZM53 214V215H52ZM58 214V215H57ZM76 214V215H75ZM41 215V216H40ZM47 215V216H46ZM57 215V216H56ZM68 215H69V217H68ZM145 214H143V217L140 219V220H142V219H145V217L146 216H144ZM74 216H75V218H74ZM11 217V218H10ZM29 219H31V220H29ZM42 217H45L46 219L48 218H50L49 220L50 221H52L53 219V224H51V226H49L50 225V223H52V222H49L48 221V219L47 220H45V218H42ZM68 217V218H67ZM10 218V219H9ZM71 218H73L72 219V221L73 222H71L70 221V219ZM13 219V220H12ZM28 219V220H27ZM67 219H69V220H67ZM11 221L12 223H14L15 222V225H11V224H9L10 222L9 221ZM68 221V223H70L69 225H65V224H68V223H66L65 221ZM136 220V218L134 219V221ZM6 221H8V222H6ZM45 221V222H44ZM47 221V222H46ZM56 221V222H55ZM60 221V222H59ZM64 221L65 223H62V222ZM70 221V222H69ZM134 221L133 222H130L129 223V225H130V227H129V225H128V232L130 233H132V231H133V234H134V236H133V234L131 235V233L129 234L127 231H125V230H123V233H127V234H129L128 236L130 237V236H133V237H135L137 234V232L135 233V229L134 230H132L133 228H132V226H135V225H137L136 223L137 222H139V220H137L136 221V223H134ZM48 222H49V224H48ZM141 222L143 223V220L142 221H140L138 224H141ZM6 223H8V224H6ZM77 223V222H76ZM133 223L135 224V225H133ZM251 223L252 222H249V224L246 222L244 225L245 226H243L244 227V229H243V231H248V232H241V234H243L242 236H239V235H241L238 231L236 232L237 234H238V237H240V238H238L237 237V234H235V230L232 228V230L233 231H231L230 229V227H228V225L226 226V230L228 229V231H230V232H228V231H225V232H227L230 236H228V234H227V238H226V243L228 244V246L229 245H232L233 243H236L237 241H246V240H248L250 237H251V235L254 233V232H251V231H254V229H253V227H252V229L253 230H250L249 231V229H251V226H254V223H252L253 225H251ZM2 224V225H1ZM61 224H64V225H62L61 226ZM247 224V225H246ZM11 225V226H10ZM19 226V230H18V228L16 227V226ZM46 225H48V227H46ZM54 225H57L56 226V228H58V229H56L55 228V226ZM249 225V227H246V226H248ZM55 228V229H53V227ZM59 226V227H58ZM73 226H78L77 224H75L74 223V225ZM16 227V228H15ZM23 227V228H22ZM50 227V229L49 230H47L48 228ZM60 227H62V228H60ZM69 227H72V225H70ZM23 230H22V229ZM27 228V229H26ZM36 228V229H35ZM230 228V229H229ZM249 228V229H248ZM9 229V228H8ZM13 229V230H12ZM14 229H16V230H14ZM31 230V229H30ZM31 230V231H32ZM38 230H40L41 232H43L44 230H47V231H49V234H51L52 232V234H56L55 235V239L56 240H58V243L56 242V240H54V235H49L48 234V239H50V236H52V241L51 240H49L51 243H49V241L47 242L46 241V237H47V235H45V233L47 232H43L44 233V235H43V233L41 234V233H39V231ZM51 230V231H50ZM132 230V231H131ZM10 231V232H11ZM17 231L20 233V236H19V233H18V235H17ZM25 231V232H24ZM125 231V232H124ZM11 232V233H12ZM21 232H22V234H21ZM233 232V233H232ZM10 233V234H11ZM245 233H248V234H246V235H244ZM252 233V234H251ZM47 234V233H46ZM136 234V235H135ZM250 234V235H249ZM41 237H40V236ZM231 235H234V238H235V235H236V241H234V242H231L234 238H232L231 237ZM248 235V236H247ZM254 235V234H253ZM0 236H1V234H0ZM11 237H10V240L11 239H13V241H14V239L16 238H14V236H13V233L10 235ZM12 236H13V238H12ZM173 236V235H172ZM43 237L45 238V241H43ZM229 237H231V238H229ZM131 238V237H130ZM136 238V237H135ZM135 238H131V239H135ZM239 240H238V239ZM47 239V240H48ZM77 239V241H76V243L78 242V243H80L79 241H82V243H81V245L85 242L84 240H82L81 238H79V237H77L76 238ZM75 237H73V240L71 241L70 240V242H71V244H73V245H71L72 246V251L70 252V254L71 255H73L72 253H76V249L77 248H81V250L80 249H78L79 250V252L80 251H83L82 253L84 254V251L87 249V246H85V247H82L80 244H77V245H75L74 244V242H75ZM231 239V241H230V243H228L229 242V240ZM79 240V241H78ZM2 241V242H1ZM12 241V240H11ZM84 241V242H83ZM47 242V243H46ZM55 242H56V244H58V245H56L55 244ZM73 242V243H72ZM212 241H210L209 243H211ZM213 242H215V241H213ZM213 242H212V244H213ZM49 243V245L52 247H50L51 249H49V247H48V244ZM216 244H217V242H215ZM213 244V246L210 244L209 246H212V247H210L211 249H212V251H214L216 254H214V252L212 253V254H214V255H216V256H219L218 254H221L222 253V250H224L223 251V253L222 254H224L225 256H223V255H220V256H222V257H220V258H223L224 257V260H226V259H228V261L229 260H231V261H234L235 260V258L234 257H236L234 254H235V252L234 251H232V249L230 248V247H228V248H226L227 247V244H226V246L222 249V247H220L221 245L218 243L217 245H219V246H217L216 244ZM85 244V243H84ZM36 245V246H35ZM39 245H41L40 247H41V249H40V247H39ZM54 245H56V246H54ZM80 245V246H79ZM215 245H216V248H215ZM38 246V247H37ZM43 246V247H42ZM44 246H46V247H44ZM78 246V247H77ZM56 247V248H55ZM60 247L61 246H59L58 247V250L60 249ZM73 247H75V248H73ZM217 247H219V249L217 248ZM8 248V249H7ZM14 248L17 250V252H16V250H14ZM39 248V249H38ZM48 248V249H47ZM83 248V249H82ZM216 249V251H215V249ZM230 248V251L228 250ZM6 249V250H5ZM56 249V250H55ZM76 251H75V250ZM101 249V248H100ZM218 249V250H217ZM226 249V250H225ZM13 250H14V252H13ZM38 250V251H37ZM42 250V251H43ZM52 250V251H51ZM55 250V251H54ZM74 250V251H73ZM23 251V252H22ZM49 251H50V253H49ZM221 252V253H219V252ZM226 251H228V253H234V254H227V253H224V252H226ZM8 252V253H7ZM22 252V253H21ZM57 252V253H56ZM78 251H77V254L79 253ZM99 252V253H98ZM102 252V251H101ZM13 253H16V254H13ZM24 253V254H23ZM49 253V254H48ZM52 253V254H51ZM81 253V254H82ZM97 253L99 254V255H101V257L102 256H104L103 254H101L100 253V251L98 250L97 251ZM103 253V252H102ZM4 254V255H3ZM11 254H13V257H12V255ZM19 256H18V255ZM33 254V255H34ZM51 254V255H50ZM77 254H74L75 255V257L77 258V260L80 258L79 256L81 255L80 253V255L78 254V256H77ZM86 254V253H85ZM27 255V256H26ZM45 255V256H44ZM49 257H48V256ZM87 255V254H86ZM98 255V256H99ZM16 256V257H15ZM42 258H41V257ZM82 256V255H81ZM3 257H5V258H3ZM12 257V258H11ZM15 257V258H14ZM47 258V259H45L44 260V258ZM228 257V258H227ZM7 258V259H6ZM11 258V259H10ZM21 259V258H23V259H21V260H19V261H17L16 259ZM26 258H27V261L29 262V263H24V262H27V261H25L26 260ZM33 258H34V261H33ZM39 260L38 261V263H37V260ZM82 259L80 260L81 262L83 261V263H81V264H85L84 263V257H81ZM15 259V260H14ZM9 260V261H8ZM44 260V261H43ZM47 260V261H46ZM77 261L78 263L80 262V261ZM16 261V262H15ZM21 261V262H20ZM36 261V262H35ZM46 261V262H45ZM66 261V260H65ZM227 261V262H228ZM2 262V263H1ZM9 262H11V263H9ZM42 262V263H41ZM67 262H69L70 264H72L71 263V261H70V259H67V261H66V263ZM68 263V264H69ZM225 263V262H224ZM80 264V263H79Z\"/></svg>", "mask_w": 264, "mask_h": 264}]
</instances>
